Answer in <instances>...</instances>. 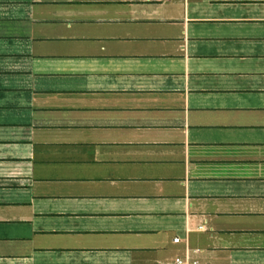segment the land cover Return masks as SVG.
<instances>
[{
    "label": "crops",
    "instance_id": "1",
    "mask_svg": "<svg viewBox=\"0 0 264 264\" xmlns=\"http://www.w3.org/2000/svg\"><path fill=\"white\" fill-rule=\"evenodd\" d=\"M178 257L264 264V0H0V264Z\"/></svg>",
    "mask_w": 264,
    "mask_h": 264
},
{
    "label": "built area",
    "instance_id": "2",
    "mask_svg": "<svg viewBox=\"0 0 264 264\" xmlns=\"http://www.w3.org/2000/svg\"><path fill=\"white\" fill-rule=\"evenodd\" d=\"M173 242L178 244V243H180V239L179 238H174ZM174 264H197V263L196 262H189L188 259H185V258H182V257H178V258H175Z\"/></svg>",
    "mask_w": 264,
    "mask_h": 264
}]
</instances>
